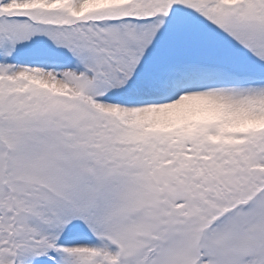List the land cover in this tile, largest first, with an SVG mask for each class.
Instances as JSON below:
<instances>
[{"label":"rangeland","instance_id":"1","mask_svg":"<svg viewBox=\"0 0 264 264\" xmlns=\"http://www.w3.org/2000/svg\"><path fill=\"white\" fill-rule=\"evenodd\" d=\"M241 68L264 71V0H0V264H264ZM81 231L103 245L60 254Z\"/></svg>","mask_w":264,"mask_h":264},{"label":"bare ground","instance_id":"2","mask_svg":"<svg viewBox=\"0 0 264 264\" xmlns=\"http://www.w3.org/2000/svg\"><path fill=\"white\" fill-rule=\"evenodd\" d=\"M81 244H84V243H81ZM86 244V243H85Z\"/></svg>","mask_w":264,"mask_h":264}]
</instances>
